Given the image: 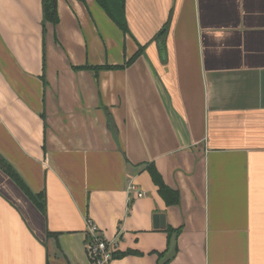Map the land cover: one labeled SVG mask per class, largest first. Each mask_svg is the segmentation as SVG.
<instances>
[{
    "label": "crops",
    "instance_id": "0c3cea01",
    "mask_svg": "<svg viewBox=\"0 0 264 264\" xmlns=\"http://www.w3.org/2000/svg\"><path fill=\"white\" fill-rule=\"evenodd\" d=\"M124 5L0 0V160L46 205L0 167V264H92L90 224L110 264H264V0Z\"/></svg>",
    "mask_w": 264,
    "mask_h": 264
},
{
    "label": "trees",
    "instance_id": "16d2710c",
    "mask_svg": "<svg viewBox=\"0 0 264 264\" xmlns=\"http://www.w3.org/2000/svg\"><path fill=\"white\" fill-rule=\"evenodd\" d=\"M82 1V0H81ZM98 4L106 10L108 15L111 17V19L116 22V24L125 32H128V25L125 21L124 13H125V0H97ZM43 7H44V22L50 23L53 26H57L59 23V16H58V7H57V0H43ZM141 51H139L137 54H139ZM137 57H135L133 60H135ZM133 60L129 61L131 63ZM84 70H94L98 71L102 68L98 67H84L81 68ZM0 167L6 173L9 175L17 185L21 187V189L24 190V192L27 193V195L38 205L41 211L46 210V205L44 202V196L37 197L35 196L30 189L23 183L22 179L20 178L19 174L13 169V167L4 161L3 159L0 160ZM149 173L151 175L152 181L154 185L158 186L159 194L161 195L162 199L167 203L169 207H173V205L179 204V194L177 191L172 190L169 188L165 182L163 181V178L159 171L153 166H148ZM126 254H132L139 256L140 254L133 251H128ZM117 256H122L120 254L115 253L114 258ZM113 258V259H114Z\"/></svg>",
    "mask_w": 264,
    "mask_h": 264
},
{
    "label": "built area",
    "instance_id": "2783aa9c",
    "mask_svg": "<svg viewBox=\"0 0 264 264\" xmlns=\"http://www.w3.org/2000/svg\"><path fill=\"white\" fill-rule=\"evenodd\" d=\"M129 193H134L137 198L146 195L145 192H139L138 187L134 184L129 185ZM89 240L86 244V253L92 264H110L117 251V242L107 240L102 231L94 224H90L88 230Z\"/></svg>",
    "mask_w": 264,
    "mask_h": 264
},
{
    "label": "water",
    "instance_id": "95a60500",
    "mask_svg": "<svg viewBox=\"0 0 264 264\" xmlns=\"http://www.w3.org/2000/svg\"><path fill=\"white\" fill-rule=\"evenodd\" d=\"M155 221L160 218V219H164L163 215H157L154 217ZM176 245H177V234H174L172 241L170 243V247H169V253L166 255V257L161 261V264H167L170 261H172L175 258L176 255Z\"/></svg>",
    "mask_w": 264,
    "mask_h": 264
}]
</instances>
